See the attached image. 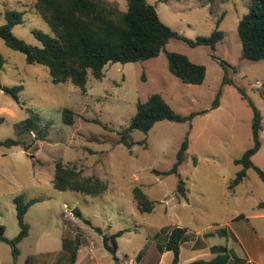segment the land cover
<instances>
[{"label": "rangeland", "instance_id": "obj_1", "mask_svg": "<svg viewBox=\"0 0 264 264\" xmlns=\"http://www.w3.org/2000/svg\"><path fill=\"white\" fill-rule=\"evenodd\" d=\"M106 1L120 11L127 9L126 0ZM146 1L163 24L186 39L207 37L218 27L222 41L213 53L206 46L192 48L170 40L156 58L107 64L101 80L88 75L83 94L70 83L53 84L44 66L27 64L23 54L0 39V142H20L0 147V226L7 240L19 232L13 199H38L24 216L28 235L17 246V259L10 246L0 242V264H69L73 254L74 264H114L95 228L108 236L123 232L115 238L120 264H157L159 248L175 227L185 229L190 238L181 246L179 260L208 261L210 247L226 244L218 236L226 232L221 224L234 219L235 211L248 214L264 202V182L253 168L229 189L243 169L234 161L253 146L250 103L259 111L262 127L261 145L251 162L264 173V61L243 59L237 35L238 21L252 0ZM32 4L0 0V26L9 12L20 14L22 23L12 27V35L39 47L33 32L50 35V30ZM165 52L204 66L203 82L184 84L171 75ZM212 54L229 65L231 84H222L224 71ZM13 87L21 88L16 100L1 90ZM218 92L219 106L211 109ZM153 94L174 114L193 116L184 122H156L147 134L133 131L129 139L135 144L127 149L119 144L120 133L134 117L136 104ZM65 109L71 111V124L63 121ZM185 140L187 150L177 173L156 174L173 167ZM57 162L100 179L107 190L101 197L55 190ZM179 181L184 197L177 191ZM134 188L153 202L151 212L137 209ZM251 226L256 227L255 221ZM191 244L199 250L191 251ZM228 246L237 254L231 241ZM171 262L172 253L167 252L160 264Z\"/></svg>", "mask_w": 264, "mask_h": 264}, {"label": "trees", "instance_id": "obj_2", "mask_svg": "<svg viewBox=\"0 0 264 264\" xmlns=\"http://www.w3.org/2000/svg\"><path fill=\"white\" fill-rule=\"evenodd\" d=\"M126 2L127 9L123 12L106 0H33V11L48 26L50 35L39 31L33 32L40 43L39 47L14 37L11 29L14 25L21 24L22 19L20 14L9 12L7 22L0 26V39L9 49L23 54L27 64L44 66L53 84L70 83L83 94L86 92L88 75L101 80L104 76L103 68L107 64L135 63L156 58L159 53L165 51V46L170 40L182 41L192 48L206 46L214 53L216 45L223 39V33L218 30V27L207 37L186 39L163 24L155 8L146 0H126ZM237 35L243 59L252 62L264 61V0H252L248 12L238 21ZM165 57L168 71L182 83L199 85L203 82L204 66L191 62L179 53L165 52ZM211 58L217 61L224 71L222 84H231L227 78L229 65L218 60L214 54ZM2 68L3 59L0 56V71ZM1 90L16 100V93L21 88H1ZM238 90L243 95L239 88ZM219 95L220 92L216 94L211 109L219 106ZM250 106L253 112L251 125L253 146L245 151L240 159L234 161L235 164L242 165L243 169L231 181L229 189L243 181L246 176L245 170L248 168H253L264 182V173L254 167L251 162L252 156L261 145V115L251 103ZM62 115L66 124L72 123L70 110L65 109ZM192 116L180 117L174 114L159 94H153L145 102L136 104V113L129 125L121 131L119 144L130 149L135 144L129 139L133 131L147 134L156 122L163 120L184 122L190 120ZM19 145L20 142L12 139L0 142V147L6 148ZM186 150L187 141L185 140L176 154L173 167L165 173H155L176 174ZM52 186L57 191H70L92 197H101L107 190L105 182L95 177L83 176L80 171L61 162L55 164ZM177 191L183 197L185 196L182 181H179ZM132 196L140 212L152 211L153 202L149 201L140 189L134 188ZM36 202L38 199L25 201L22 196L13 199L19 227V232L14 239L7 240L4 237V227L0 226V242L10 246L14 261L19 255L18 244L28 235V225L24 221V216L28 208ZM258 206L264 207V202ZM76 216L80 217L77 212ZM85 222L89 224L88 221ZM94 230L101 236L103 249L111 255L115 264H120V260L116 257L115 238L123 232L119 231L108 236L99 228ZM221 235L222 233H218V236ZM189 240L185 229L175 227L168 233L159 252L160 254L171 252L173 254L171 264H178L180 246ZM211 252L215 254L212 259L208 261L198 259L189 264H226L230 258V253L222 246L211 247ZM75 258L73 254L69 264H74ZM136 260H140V253L136 256Z\"/></svg>", "mask_w": 264, "mask_h": 264}, {"label": "crops", "instance_id": "obj_3", "mask_svg": "<svg viewBox=\"0 0 264 264\" xmlns=\"http://www.w3.org/2000/svg\"><path fill=\"white\" fill-rule=\"evenodd\" d=\"M234 213L237 215L234 219L221 224L226 232L225 234L222 233L220 237L225 239L226 244L224 248L230 253V258L226 264H264V207L257 206L256 209H253L248 214L236 211ZM251 221H255L256 227L251 226ZM229 241L237 248V254L232 247L228 246ZM190 250L199 249H193V245L191 244ZM209 252L211 255L210 259H212L215 254L211 252V247ZM166 253L164 252L160 255L157 264L161 263V259ZM193 261L192 259H188L185 262L178 260V264H189Z\"/></svg>", "mask_w": 264, "mask_h": 264}, {"label": "built area", "instance_id": "obj_4", "mask_svg": "<svg viewBox=\"0 0 264 264\" xmlns=\"http://www.w3.org/2000/svg\"><path fill=\"white\" fill-rule=\"evenodd\" d=\"M258 84H260V83H258Z\"/></svg>", "mask_w": 264, "mask_h": 264}]
</instances>
